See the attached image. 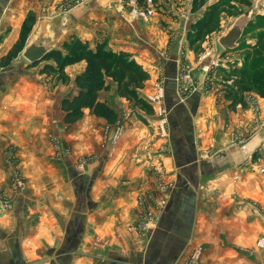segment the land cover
Returning a JSON list of instances; mask_svg holds the SVG:
<instances>
[{"label": "crops", "instance_id": "1", "mask_svg": "<svg viewBox=\"0 0 264 264\" xmlns=\"http://www.w3.org/2000/svg\"><path fill=\"white\" fill-rule=\"evenodd\" d=\"M72 1L0 0V25L8 14L16 15L4 42L18 34L26 15L34 11L38 22L59 15L71 18L76 38L92 48L106 43L107 50L129 53L150 74L141 92L145 99L150 100L156 80L165 79L170 121L180 137L177 174L195 177L180 178L159 234L131 232L136 196L156 184L149 173L152 165L157 170L164 166L167 172L172 168L166 153H153L159 141L152 140L149 127L156 119L131 118L122 141L111 150L108 138L117 124L109 125L90 110L73 124H65L63 114L57 120L58 96L76 94L73 83L85 61L70 65L72 90L62 85L52 90L32 69H1L0 188L12 204L0 209V264H162L164 246L158 241L168 230L180 239V264H186L184 254L192 246L201 250L202 264H264V247L256 246L264 238V176L246 171L239 181L233 179L250 153H264V99L253 93L250 99L256 108L247 104L240 109L239 103L232 110L221 89L210 88L199 70L183 81L192 91L185 98L182 79L180 91L174 80L176 69L196 60L177 54L178 46L165 54L169 39L159 32L161 18L146 22L120 0H78L62 12ZM159 12L166 15L164 20L170 16L166 10ZM167 31L176 34L173 45L180 37L183 41L185 33L179 29ZM158 51L164 57L156 56ZM102 99L119 114L120 109L132 108L119 97L112 80ZM120 118L121 114L118 123ZM90 157L92 162L87 160ZM208 171L220 176L209 182L213 184L209 190L216 193L206 198L201 196L209 179L197 178ZM18 176L26 191L15 184Z\"/></svg>", "mask_w": 264, "mask_h": 264}, {"label": "rangeland", "instance_id": "2", "mask_svg": "<svg viewBox=\"0 0 264 264\" xmlns=\"http://www.w3.org/2000/svg\"><path fill=\"white\" fill-rule=\"evenodd\" d=\"M77 1L78 0H74L70 3H66L61 9V11L66 12L67 10H70L71 8L75 7ZM93 1L99 2L100 0ZM80 2L84 3V1ZM122 2L131 6V10H133L135 3H128L127 0ZM215 3L221 4L218 10L217 19H215L213 25L205 31L204 38L202 39V41L191 45L192 39H194L195 34L197 33V28L194 27L195 23L203 19L204 16L209 13L210 7ZM84 5L85 6L82 7H84L85 9L87 5ZM137 8L139 10V13L135 14V16L141 18L146 22H156L158 21L155 20L156 18H161L162 25H160L159 32L163 35V37L168 36L169 39L166 43V45L168 46V51L166 50L165 53L166 48H164L163 53H165L166 55L167 52L172 53L171 51H175L178 46L179 50L177 54H189L195 57L196 62H194V65L192 63H190V65H187V63H185L181 69L180 67L176 69V77L174 80L175 82H177L178 91H180V78L182 79L181 89L182 92H185V98L192 91L189 89L190 87L187 88L183 84V81L189 79L190 74H193L195 70H199L201 73L204 74V80L206 79L210 88H212L213 85H216L217 88L221 89V91L224 93L223 96L227 99V101H230L229 106L232 110H236L237 105L241 102V99H239L240 95L238 94V92H235L236 95H228L229 92H233L231 88L235 90L238 89V86L236 84L237 80L243 79L246 83H250V87H253L257 90H264V0H206L205 3L202 4V6L198 9L194 8V0H161L159 1V3L155 4V12L152 13V16H149L148 19H145V17L140 15V12L146 10L147 8H143L138 5ZM163 10H166V12H169L168 14H170L167 20H164L166 18V15H162L163 13L161 14V12H159ZM247 10H254L255 15L252 19V22L245 29L243 37L240 39L239 47L235 50H224L221 45L217 42V38L219 37V35L223 34L226 31L229 24L239 14H242V12H245ZM178 11L180 12V14H178ZM59 12L60 10L52 12V15L58 14ZM13 16L14 15L11 16L10 14H8V20L2 22V24L0 25V62L4 59V57L9 54L14 45L19 41V39L21 38V31L26 25V23H33V30L30 32L29 38L33 34L35 28L37 27L36 25L38 24L39 15L36 14L34 11H30L26 15L21 29H19L18 31V34L11 35L5 43L4 36L9 34L12 25L16 23V15L14 17ZM30 16L33 17V20L31 21H29ZM164 27L168 28L167 30H169V28L179 29L180 34L185 33L183 41L181 40L182 37H180L179 44L173 45L176 40L173 41L172 39L176 38V34H171V32H168ZM73 29L61 41V43L58 45L57 50L63 49L62 51L64 53H70L69 51L64 50L63 45L64 43L72 42L75 40L76 36L73 33ZM158 52H160V54H158ZM158 52L156 56L160 55L164 57L165 54H163L161 51ZM47 65L53 66L55 70L59 68V64L52 59H44L38 62L37 64H29L23 57H21L19 53L16 57L12 59L9 66L4 67L0 64V70L32 69L36 72L37 75L41 76L47 86L51 84L52 90L53 86L55 87L56 85L66 86L69 87L70 90H72L71 88L73 81L71 75L74 72L70 69V65L65 68L63 73H58L53 70H48L46 72L44 70ZM180 70H182V73L184 75L180 76ZM242 71L245 72L241 73ZM75 83L76 82L74 80L73 84L75 85ZM186 85L188 84L186 83ZM195 85L198 84L195 82ZM155 86V91L148 98L152 101L151 102L149 100V102L154 107V113L148 114L140 108L133 107L128 102L133 109L131 108L125 111H122L120 109V122L117 123L115 131L110 132L108 138L111 147L110 149L113 150L120 143V141H122L124 135L126 134V122L129 121L131 118H134V120L136 119V121H139L138 119H140L142 122H146L149 119H156V123L153 125V127H149L152 134V140L159 141V148L153 153H166L168 155V165L172 168L169 169L167 172L164 166H162V170H157L158 168L152 165L149 173L152 177V180H154L156 184L150 191H140V193L136 196V217L129 226V230L131 232H139L142 235L149 234V236L155 235L156 232H158L159 234L162 231V223H160L162 220V215L170 202L172 194L176 191V188L180 184V178H184L186 179V181H189V177H193L195 175L194 173H186L184 177H181V174L180 177H178L177 172L179 168L177 167V165L179 162L178 152L180 149V137H178L179 134L173 130V125L170 121L169 114L171 111L169 110V107L166 103L167 85L165 83V79H163L162 77L157 79ZM194 90L195 89H193V91ZM140 92H142V90ZM253 93H256L261 96L256 91H251L243 94L242 99L246 103V107L247 104H252L256 108V105H254V101L252 102V100L250 99V95ZM261 97L264 99V96ZM64 98L65 97L61 95L58 96V104L56 107V116L58 121L61 120L62 114L64 115L63 111L61 110V101ZM235 100H238L237 104L233 103ZM241 104L242 105H240V109L241 106H244L243 103ZM248 106L249 108L251 107V105ZM249 133L251 136L252 133L248 132V134ZM59 142V140L54 141V145L58 147V150H60ZM242 148H244V145H242ZM205 153L207 154V152H203V154ZM200 154L202 153L200 152ZM260 156H264V153L260 151H254L252 154L250 153L249 156L245 159L243 163L244 165L241 166L238 171L235 172V174L233 175V179L239 181L241 178H243V172L246 171L250 172V174L256 173V175L258 174L259 177L261 176L263 178L264 172L261 171V169H264V157ZM58 158L60 160H63L61 155H59ZM84 160L85 159H82V161ZM87 160L89 162H92L94 158L90 157L89 159L87 158ZM214 160L215 159L213 158V161ZM153 164H155V162H153ZM219 176L220 175H215L212 172L208 171L206 174H204V178L201 177V175L197 178L200 182H202L206 178L209 179L208 181H204V186H206L208 189L204 188L205 193L202 191L201 197L207 198L209 194L215 195L216 192L214 190H209L210 187L213 186V184L211 183L210 185L209 182H216ZM15 184L21 187L20 189H25V181L19 178V176L16 179ZM11 204L12 201L10 200V198L3 196L0 188V209L2 207L8 209ZM258 210L259 209L256 207L255 213H259ZM168 231L170 233H162H166V237H161L158 241H162V245L164 246L162 252L163 254L160 255V257L165 259V262H162V264H180V239L176 238L174 233H171L170 230ZM260 241H264V238L259 239L256 242V246L264 247L260 245ZM193 247L194 246H192V248L187 249L184 254L186 264H202L201 250L199 249V247Z\"/></svg>", "mask_w": 264, "mask_h": 264}, {"label": "trees", "instance_id": "3", "mask_svg": "<svg viewBox=\"0 0 264 264\" xmlns=\"http://www.w3.org/2000/svg\"><path fill=\"white\" fill-rule=\"evenodd\" d=\"M135 3L143 8H148L150 0H134ZM161 0H151L152 4L159 3ZM206 0H194V8L198 9L205 3ZM220 3L213 4L209 13L203 19L195 23L197 33L192 39L191 45L202 41L205 31L208 30L217 19ZM243 13V12H242ZM240 15V14H239ZM238 15V16H239ZM33 17H29V21ZM33 30V23L29 22L21 31V38L14 45L9 54L4 57L0 64L4 67L9 66L12 59L21 53L23 47L29 39L30 32ZM258 45V44H257ZM64 50L70 53H64L62 50H55L45 57L52 59L59 64V68L55 70L53 66L47 65L44 71L53 70L58 73H63L69 65L86 62L83 71L77 74L75 78L77 92L73 96L65 97L61 101V110L63 111V122L65 124H73L79 121L85 113V110H90L91 113L101 119H104L109 125H115L119 121V112L108 101L102 99V92L111 89V80L117 84V94L119 97L126 99L133 107L140 108L148 114L154 113L153 105L141 95V90L144 89L150 77L147 70L143 68L135 59L130 57L126 52H114L107 50L106 43H98L95 48H92L88 42L79 38H75L72 42L64 43ZM37 64V63H35ZM242 71L241 73H244ZM237 88L227 92L228 95H233L238 92L240 103L246 106L242 99L243 94L256 91L261 96H264V90L254 89L250 87V83L245 80L236 81ZM244 84V85H243ZM236 92V93H235ZM238 99V100H239ZM235 100L233 103H238Z\"/></svg>", "mask_w": 264, "mask_h": 264}, {"label": "water", "instance_id": "4", "mask_svg": "<svg viewBox=\"0 0 264 264\" xmlns=\"http://www.w3.org/2000/svg\"><path fill=\"white\" fill-rule=\"evenodd\" d=\"M254 10H247L237 16L219 35L217 42L224 50H235L239 47L240 39L245 29L252 22ZM74 22L71 18L59 15L56 17H43L30 36L20 55L29 64H35L45 59L51 52L57 50L61 41L72 31Z\"/></svg>", "mask_w": 264, "mask_h": 264}, {"label": "built area", "instance_id": "5", "mask_svg": "<svg viewBox=\"0 0 264 264\" xmlns=\"http://www.w3.org/2000/svg\"><path fill=\"white\" fill-rule=\"evenodd\" d=\"M121 1H126V0H121ZM133 1V2H132ZM128 3H135L134 0H127ZM132 13L135 15L139 13V10L137 8V5L135 3V6L133 7ZM154 13V5L152 4L151 0L149 1V6L146 10H143L140 12V15L145 17V19H148L149 16H152L151 14ZM261 171L264 172V169H261ZM260 245L264 246V241H260Z\"/></svg>", "mask_w": 264, "mask_h": 264}, {"label": "bare ground", "instance_id": "6", "mask_svg": "<svg viewBox=\"0 0 264 264\" xmlns=\"http://www.w3.org/2000/svg\"><path fill=\"white\" fill-rule=\"evenodd\" d=\"M154 12H155V10H154ZM28 62V61H27ZM29 63V62H28Z\"/></svg>", "mask_w": 264, "mask_h": 264}]
</instances>
